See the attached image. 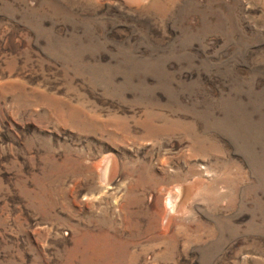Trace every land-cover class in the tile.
Segmentation results:
<instances>
[{
	"label": "rangeland",
	"instance_id": "obj_1",
	"mask_svg": "<svg viewBox=\"0 0 264 264\" xmlns=\"http://www.w3.org/2000/svg\"><path fill=\"white\" fill-rule=\"evenodd\" d=\"M0 264H264V0H0Z\"/></svg>",
	"mask_w": 264,
	"mask_h": 264
},
{
	"label": "bare ground",
	"instance_id": "obj_2",
	"mask_svg": "<svg viewBox=\"0 0 264 264\" xmlns=\"http://www.w3.org/2000/svg\"><path fill=\"white\" fill-rule=\"evenodd\" d=\"M111 165V164H110ZM108 166V165H107ZM108 173H109V167H107L104 171H103V176L102 177H105L106 178V176L108 175ZM108 177V176H107ZM108 179V178H107ZM105 181H106V179H105ZM107 182V181H106ZM178 188V187H177ZM181 188V187H180ZM177 191V190H176ZM180 191V190H179ZM181 192V191H180ZM175 193V192H174ZM179 193V192H178ZM180 194V193H179ZM169 195V194H168ZM172 195V193L170 194V196H169V204L171 205V207H170V211H169V213L167 212V214H169V215H172L171 213H173L174 211H176V209L174 208L175 206L173 205V204H175L176 203V201H175V203H173V197L171 196ZM180 197H182V195L180 194ZM176 208H177V206H176ZM166 214V215H167ZM168 217V216H167ZM164 223H165V220H164V222H163V225H164ZM165 224H167V221H166V223ZM105 234V233H104ZM88 235V234H87ZM106 238V237H105ZM98 239V238H97Z\"/></svg>",
	"mask_w": 264,
	"mask_h": 264
}]
</instances>
